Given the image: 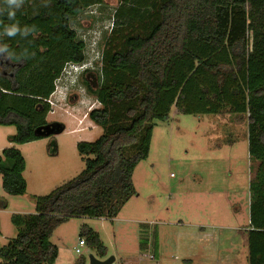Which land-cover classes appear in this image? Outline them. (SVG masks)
I'll use <instances>...</instances> for the list:
<instances>
[{"label": "trees", "instance_id": "obj_1", "mask_svg": "<svg viewBox=\"0 0 264 264\" xmlns=\"http://www.w3.org/2000/svg\"><path fill=\"white\" fill-rule=\"evenodd\" d=\"M104 1L23 0L9 19L0 0V48L7 49L1 59L8 61L0 64V125L16 127L11 142L43 137L35 131L49 124L56 80L68 65L86 60L71 22ZM118 1L100 75L85 82L100 103L88 117L103 132L77 143L85 167L76 177L36 196L34 212L12 216L18 233L0 244V264H53L58 248L50 238L68 218L116 217L135 194L134 170L149 155L153 125L173 105L187 114L247 117L248 152L258 162L250 182L249 264H264V0ZM14 24L20 31L8 36L5 29ZM51 125V135L65 129ZM26 166L20 149L2 150L6 193L26 192ZM83 232L103 254L99 234Z\"/></svg>", "mask_w": 264, "mask_h": 264}, {"label": "rangeland", "instance_id": "obj_2", "mask_svg": "<svg viewBox=\"0 0 264 264\" xmlns=\"http://www.w3.org/2000/svg\"><path fill=\"white\" fill-rule=\"evenodd\" d=\"M119 5L118 0H105L71 22L85 43L86 60L68 65L56 80L46 118L63 123L64 131L15 144L9 137L16 127L0 125V153L15 147L27 162L24 194L6 193L0 178V202L7 203L0 213L1 245L18 233L13 215L34 212L36 196L84 169L77 143L94 141L103 132L88 117L100 103L85 82H96L100 75L104 41ZM84 69L92 75L86 77ZM254 161L248 152L246 116L187 114L173 105L168 118L153 125L149 155L134 170L135 194L114 218L73 216L63 222L50 238L58 248L53 264H90L91 255L101 260L114 256L111 264H249ZM86 227L99 234L103 254L86 241Z\"/></svg>", "mask_w": 264, "mask_h": 264}, {"label": "clouds", "instance_id": "obj_3", "mask_svg": "<svg viewBox=\"0 0 264 264\" xmlns=\"http://www.w3.org/2000/svg\"><path fill=\"white\" fill-rule=\"evenodd\" d=\"M4 3L8 6V17L9 19H13L16 15L15 9H18L22 3L23 0H4ZM6 33L8 36H14L16 35V33L18 31H20V29L14 24L10 27H6L5 29ZM7 49L6 48H0V52H6ZM70 65H80V64H70ZM85 70V69H84ZM84 70H82L81 72H83Z\"/></svg>", "mask_w": 264, "mask_h": 264}, {"label": "water", "instance_id": "obj_4", "mask_svg": "<svg viewBox=\"0 0 264 264\" xmlns=\"http://www.w3.org/2000/svg\"><path fill=\"white\" fill-rule=\"evenodd\" d=\"M53 132V126L51 123L36 129L35 133L43 137L50 136ZM115 260L114 256L108 257L107 259L101 260L93 255L90 256V264H111Z\"/></svg>", "mask_w": 264, "mask_h": 264}, {"label": "crops", "instance_id": "obj_5", "mask_svg": "<svg viewBox=\"0 0 264 264\" xmlns=\"http://www.w3.org/2000/svg\"><path fill=\"white\" fill-rule=\"evenodd\" d=\"M26 170H27V166H26ZM26 170L24 171V176H25ZM25 179H26V177H25ZM26 181H27V179H26ZM0 198H3V197H0ZM6 205H7L6 202L5 203H4V201L0 202V213L6 209ZM248 229H249V227L247 228V230Z\"/></svg>", "mask_w": 264, "mask_h": 264}, {"label": "flooded vegetation", "instance_id": "obj_6", "mask_svg": "<svg viewBox=\"0 0 264 264\" xmlns=\"http://www.w3.org/2000/svg\"><path fill=\"white\" fill-rule=\"evenodd\" d=\"M4 56V53L3 52H0V64L1 65H3V63H5V64H8V61H3L2 59H1V56ZM12 66H14V65H12ZM92 72L91 71H88V72H85V75H86V77L87 76H90L89 74H91ZM92 83V82H91ZM49 123H51V122H49Z\"/></svg>", "mask_w": 264, "mask_h": 264}, {"label": "built area", "instance_id": "obj_7", "mask_svg": "<svg viewBox=\"0 0 264 264\" xmlns=\"http://www.w3.org/2000/svg\"><path fill=\"white\" fill-rule=\"evenodd\" d=\"M65 69H66V68H65ZM48 101H49V100H48ZM50 102H51V101H50ZM79 244H80V245H84V244H85V241L81 239L80 242H79ZM76 251L79 253L81 250H80V248H77Z\"/></svg>", "mask_w": 264, "mask_h": 264}]
</instances>
